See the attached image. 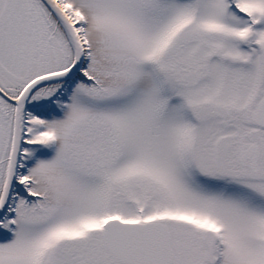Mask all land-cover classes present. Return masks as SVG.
I'll return each mask as SVG.
<instances>
[{
    "label": "snow or ice",
    "instance_id": "snow-or-ice-1",
    "mask_svg": "<svg viewBox=\"0 0 264 264\" xmlns=\"http://www.w3.org/2000/svg\"><path fill=\"white\" fill-rule=\"evenodd\" d=\"M0 264H264V0H0Z\"/></svg>",
    "mask_w": 264,
    "mask_h": 264
}]
</instances>
